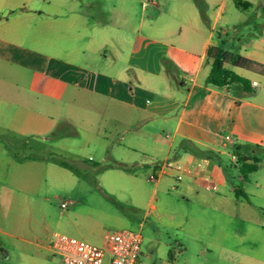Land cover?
I'll list each match as a JSON object with an SVG mask.
<instances>
[{"label": "crops", "instance_id": "1", "mask_svg": "<svg viewBox=\"0 0 264 264\" xmlns=\"http://www.w3.org/2000/svg\"><path fill=\"white\" fill-rule=\"evenodd\" d=\"M84 1L0 0V61L26 66L27 58L36 63L27 85L18 83V74L10 81L0 78V90L6 89L0 104L13 109L3 125L6 131L46 140L57 127V120H74L72 103L84 94L93 96L97 116L112 112L104 131L113 129L117 140H126L125 147L137 162L151 159V174L172 177L175 185L184 179L190 189H210L212 182L223 185L215 181L211 168L224 170V166L222 161L198 158L179 148L182 138L230 159L236 145L251 155L258 147L264 148V90L254 88L252 94L238 96L230 87L205 85L211 68L207 49L217 43L218 36L225 40V48L264 64V22L257 33H252L253 40L242 44L237 41V29L245 21L225 14L227 0H123L140 4L141 15L134 31L130 15L123 21L104 22L103 29H98L93 28L94 18L81 9ZM235 1L239 7L251 5L249 0ZM203 3L212 8L209 30L202 22ZM42 4L49 8L40 9ZM120 6L113 8L117 11ZM119 11L127 13L125 9ZM35 17L44 21L47 35L59 36L52 42L48 37L43 52L30 50L11 37L29 27L24 22ZM170 18L176 21L168 22ZM230 21L235 30L232 35ZM109 31L114 32L110 35ZM188 66L194 68L193 73L186 69ZM179 68H185L184 72L175 76L173 71ZM233 69L240 73L241 68ZM245 71L248 74H240L259 83L254 78L257 74ZM204 88V96L193 98ZM181 89L186 91L184 99L178 95ZM111 102L115 106L107 110L105 104ZM65 109L70 113L63 115ZM225 129L231 132L232 143L223 142ZM177 162L186 168L178 170ZM239 179H244L241 174ZM0 249L4 253L7 250Z\"/></svg>", "mask_w": 264, "mask_h": 264}, {"label": "rangeland", "instance_id": "2", "mask_svg": "<svg viewBox=\"0 0 264 264\" xmlns=\"http://www.w3.org/2000/svg\"><path fill=\"white\" fill-rule=\"evenodd\" d=\"M122 1L85 0L81 9L94 18L93 28L98 29H103L104 22L123 21L130 15L134 31L141 15L140 4ZM249 1L247 8L237 6L235 0H227L225 7L226 15L245 21L237 29V41L242 44L253 40L252 33H257L264 22V0ZM115 4L127 13L116 11ZM48 8L44 4L40 7ZM203 11V26L209 30L212 8L203 3ZM43 22L38 17L25 21L29 27L11 37L30 50L43 52L48 37L51 42L59 40L58 34L44 32ZM232 24L230 21L228 28L231 35L235 33ZM25 60L26 66L0 61V78L10 81L18 74V83L27 85L36 63ZM165 67L172 71L168 62ZM184 69L173 74L178 76ZM186 69L194 72L191 66ZM254 78L259 81L255 88L264 90V77ZM229 87L233 90L236 86ZM2 90L0 95H5ZM178 92L184 99L186 91ZM93 101L94 97L86 94L78 98L72 103L74 120H57V127L46 140L6 131L3 125L13 109L0 104V248L7 249L5 253L0 249V264H61L60 257L48 247L55 231L101 245L108 231L118 228L141 232L140 264H264V148L258 147L255 154L259 169L242 180L230 165V157L221 156L224 170L211 168L215 181L224 182L216 188L212 182L210 189H190L184 179L175 185V179L168 176L152 180V160L137 162L126 149V140H117L113 129L104 131L112 112L97 116ZM114 106L113 102L105 104L107 110ZM63 112L70 113L67 109ZM31 155L59 156L73 163L77 173L51 161L19 160ZM231 183H239L245 196L237 197ZM65 200L72 203L64 207Z\"/></svg>", "mask_w": 264, "mask_h": 264}, {"label": "trees", "instance_id": "3", "mask_svg": "<svg viewBox=\"0 0 264 264\" xmlns=\"http://www.w3.org/2000/svg\"><path fill=\"white\" fill-rule=\"evenodd\" d=\"M217 38V43L210 45L207 49V60L211 61V68L209 74L206 77L205 85L217 88L235 85V89L237 92L234 88L233 91L238 96L252 94L256 86L252 84L250 78L236 72L233 67L245 69L247 71L253 72L257 75H261L264 77V64L241 55L237 50H229L225 48V40L221 39L219 36ZM242 92L245 94H242ZM205 94L206 89L204 88L195 93L193 98L202 97ZM7 147L9 148V150H11L9 146ZM179 148L183 149L184 151H189L195 154L198 158L213 159L217 162L221 161L222 155L220 152L208 147H204L188 138H182L180 140ZM231 152L236 155V160L232 162L231 160H229L230 165L236 168L239 171V174H241L244 179L249 173L259 169V158L255 157V154L251 155L250 151L242 152L241 147L237 145L232 148ZM13 156L17 158L18 155L13 153ZM32 159L51 161L77 173V169L73 163L55 155H51L48 158L31 155L22 157V159L19 160L23 161ZM226 166H228V164ZM232 187L237 197H239L240 195L245 196V192L241 185L233 184Z\"/></svg>", "mask_w": 264, "mask_h": 264}, {"label": "built area", "instance_id": "4", "mask_svg": "<svg viewBox=\"0 0 264 264\" xmlns=\"http://www.w3.org/2000/svg\"><path fill=\"white\" fill-rule=\"evenodd\" d=\"M252 84L259 85L257 81H252ZM221 136L225 144L233 142L229 130H223ZM231 157L236 160L234 153ZM197 165H201V162ZM175 166L178 170L186 168L178 162ZM149 178L157 179L155 174H151ZM213 187L216 188L217 184ZM71 203L72 201L65 200L62 206ZM142 241L139 230L127 228L110 229L101 245L55 231L48 247L52 253L60 257L61 264H140Z\"/></svg>", "mask_w": 264, "mask_h": 264}, {"label": "water", "instance_id": "5", "mask_svg": "<svg viewBox=\"0 0 264 264\" xmlns=\"http://www.w3.org/2000/svg\"><path fill=\"white\" fill-rule=\"evenodd\" d=\"M255 90V89H254Z\"/></svg>", "mask_w": 264, "mask_h": 264}]
</instances>
